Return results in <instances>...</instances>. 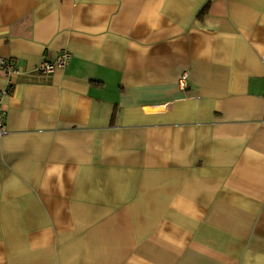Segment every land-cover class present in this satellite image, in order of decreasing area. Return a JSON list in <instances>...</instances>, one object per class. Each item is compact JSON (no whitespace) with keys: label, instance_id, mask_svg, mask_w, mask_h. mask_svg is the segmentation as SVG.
Returning a JSON list of instances; mask_svg holds the SVG:
<instances>
[{"label":"crops","instance_id":"obj_1","mask_svg":"<svg viewBox=\"0 0 264 264\" xmlns=\"http://www.w3.org/2000/svg\"><path fill=\"white\" fill-rule=\"evenodd\" d=\"M0 58V264H264V0H0Z\"/></svg>","mask_w":264,"mask_h":264},{"label":"built area","instance_id":"obj_2","mask_svg":"<svg viewBox=\"0 0 264 264\" xmlns=\"http://www.w3.org/2000/svg\"><path fill=\"white\" fill-rule=\"evenodd\" d=\"M71 59V55L68 51L63 50L59 52L52 59L43 62L36 68V73L39 76L47 77L53 74L56 70H63L67 68ZM0 72H4L7 76H10L15 71V66L8 60L0 58ZM188 74L184 72L179 80L178 86L181 90L187 87ZM11 89L6 87L0 89V138L7 135V128L5 125L6 110L4 108V101L6 97L10 94Z\"/></svg>","mask_w":264,"mask_h":264}]
</instances>
